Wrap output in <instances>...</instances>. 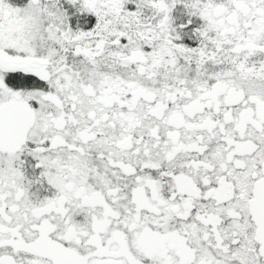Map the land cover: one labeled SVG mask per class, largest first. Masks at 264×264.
Here are the masks:
<instances>
[{"label":"snow or ice","instance_id":"1","mask_svg":"<svg viewBox=\"0 0 264 264\" xmlns=\"http://www.w3.org/2000/svg\"><path fill=\"white\" fill-rule=\"evenodd\" d=\"M0 264H264V0H0Z\"/></svg>","mask_w":264,"mask_h":264}]
</instances>
